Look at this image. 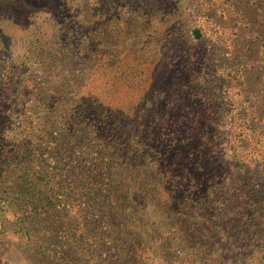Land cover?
I'll return each mask as SVG.
<instances>
[{
  "label": "trees",
  "instance_id": "obj_1",
  "mask_svg": "<svg viewBox=\"0 0 264 264\" xmlns=\"http://www.w3.org/2000/svg\"><path fill=\"white\" fill-rule=\"evenodd\" d=\"M34 2L0 8V235L33 264L264 244V0Z\"/></svg>",
  "mask_w": 264,
  "mask_h": 264
},
{
  "label": "rangeland",
  "instance_id": "obj_2",
  "mask_svg": "<svg viewBox=\"0 0 264 264\" xmlns=\"http://www.w3.org/2000/svg\"><path fill=\"white\" fill-rule=\"evenodd\" d=\"M68 1L69 4L62 9L63 12L66 13L69 12L80 0ZM54 2L56 5L58 0H54ZM34 3V0H0V8H4V16L11 15V11L13 14L15 13L17 16V23L18 18H20L23 13H30L29 4L34 5ZM55 5L54 8L50 10L51 12H58V8ZM37 15H40L39 12H33L34 17H37ZM0 27L5 31H9L10 29L17 30L20 28L18 24L4 23V21H0ZM197 27L196 24L193 25L194 29L192 33L194 34V30H196L199 35ZM1 45L2 41L0 40V46ZM3 91L4 95L9 97L8 92L5 90ZM13 99L15 98L13 97ZM10 103L11 98L4 101L2 112L7 111L11 105ZM215 240L216 241H212L214 250L211 252V255L206 254L199 264H264V244L259 243V240L241 239L239 242L233 238H230L229 241L223 239L218 240V238ZM219 246L222 250H219ZM33 261L34 258L32 254L21 241H16L15 238L11 236L7 237L0 235V264H33Z\"/></svg>",
  "mask_w": 264,
  "mask_h": 264
},
{
  "label": "water",
  "instance_id": "obj_3",
  "mask_svg": "<svg viewBox=\"0 0 264 264\" xmlns=\"http://www.w3.org/2000/svg\"><path fill=\"white\" fill-rule=\"evenodd\" d=\"M194 35H195V36H197V35H198V33H197V31H196V30H194Z\"/></svg>",
  "mask_w": 264,
  "mask_h": 264
}]
</instances>
